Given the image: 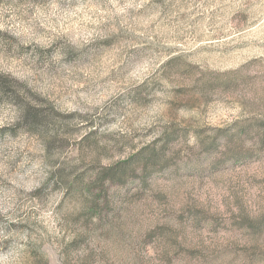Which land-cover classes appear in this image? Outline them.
<instances>
[{
	"label": "rangeland",
	"instance_id": "rangeland-1",
	"mask_svg": "<svg viewBox=\"0 0 264 264\" xmlns=\"http://www.w3.org/2000/svg\"><path fill=\"white\" fill-rule=\"evenodd\" d=\"M0 264H264V0H0Z\"/></svg>",
	"mask_w": 264,
	"mask_h": 264
},
{
	"label": "trees",
	"instance_id": "trees-1",
	"mask_svg": "<svg viewBox=\"0 0 264 264\" xmlns=\"http://www.w3.org/2000/svg\"><path fill=\"white\" fill-rule=\"evenodd\" d=\"M171 141V138H167L166 139V141H165V144H164V146H163V150L162 151H164L165 149H166V146L168 145V143ZM157 156V154L155 155V157ZM154 158V157H153ZM154 159H156V158H154ZM124 174H122V175H120L117 179H115V180H118L119 182H121V181H123V179H124V176H123ZM125 180V179H124Z\"/></svg>",
	"mask_w": 264,
	"mask_h": 264
}]
</instances>
